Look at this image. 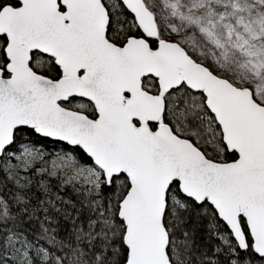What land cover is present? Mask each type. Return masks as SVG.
<instances>
[{
	"label": "snow or ice",
	"instance_id": "6c2138e0",
	"mask_svg": "<svg viewBox=\"0 0 264 264\" xmlns=\"http://www.w3.org/2000/svg\"><path fill=\"white\" fill-rule=\"evenodd\" d=\"M0 264H264V0H0Z\"/></svg>",
	"mask_w": 264,
	"mask_h": 264
}]
</instances>
